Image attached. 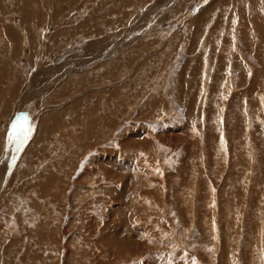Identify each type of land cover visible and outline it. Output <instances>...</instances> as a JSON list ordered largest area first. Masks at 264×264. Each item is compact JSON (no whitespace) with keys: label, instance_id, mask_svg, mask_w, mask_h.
<instances>
[{"label":"rangeland","instance_id":"obj_1","mask_svg":"<svg viewBox=\"0 0 264 264\" xmlns=\"http://www.w3.org/2000/svg\"><path fill=\"white\" fill-rule=\"evenodd\" d=\"M1 3L0 264H264V0Z\"/></svg>","mask_w":264,"mask_h":264},{"label":"snow or ice","instance_id":"obj_2","mask_svg":"<svg viewBox=\"0 0 264 264\" xmlns=\"http://www.w3.org/2000/svg\"><path fill=\"white\" fill-rule=\"evenodd\" d=\"M27 121V116L20 115L11 125V131L8 134V142L10 144H15L17 151L21 149L31 136L32 127Z\"/></svg>","mask_w":264,"mask_h":264},{"label":"bare ground","instance_id":"obj_3","mask_svg":"<svg viewBox=\"0 0 264 264\" xmlns=\"http://www.w3.org/2000/svg\"><path fill=\"white\" fill-rule=\"evenodd\" d=\"M1 1H2V0H1ZM3 1H4V0H3ZM4 3H5V2H4ZM4 6H6V5H4V4L1 3V5H0V10L5 11V10H4ZM2 8H3V9H2ZM26 9H27V8H26ZM28 9H29V8H28ZM24 12H25V11H24ZM3 14H4V13H3ZM24 14H25V13H24ZM27 17H28V16H27ZM3 28H4V27H3ZM0 31H1V30H0ZM15 31L18 33V37H19L20 33H19L17 30H15ZM5 32H6V30H5ZM2 33H3V32H2ZM6 34H7V32H6ZM10 35H11V34H9V36H10ZM0 36H1V35H0ZM9 36H8V37H9ZM5 37H6V36H5ZM8 37H7V38H8ZM9 38H11V37H9ZM4 39H5V38H4ZM16 39H17V36H16ZM8 40H9V39H8ZM11 41H13V40H10V42H11ZM130 43H131V42H130ZM3 45H5V43H3ZM15 45H16V47H17L19 44L17 45V44L15 43ZM14 49H15V46H14ZM15 50H16V49H15ZM121 50H122V48H121ZM119 51H120V48H118V50L114 49V51H113L114 55H115L117 52H119ZM109 54H110V53H109ZM126 55H127V54H125V56L123 55V57H122V56H119V57L115 60V62L113 61V62H114L113 64H112L111 62H109V64L111 63L110 65L105 64V65H104V68L107 69V73H108V70H109V69H113L114 67L121 66L120 63L123 62L122 59L124 60V58H129V57H127ZM105 56H106V55H105ZM107 56H110V55H107ZM109 59H110V58H109ZM100 60H101V59H100ZM125 60H126V59H125ZM106 61H107V60H106ZM124 63H125V61H124ZM122 65H123V63H122ZM97 66H98V65H97ZM93 68H94V67H93ZM102 69H103V68H102ZM1 70H2V69H1ZM1 70H0V71H1ZM12 71H13V69L11 70V72H12ZM99 71H100V70H99ZM109 71H110V70H109ZM47 72H49V71H47V70H46V71H42V72L39 71L38 73H39V75H40V74H45V73H47ZM97 72H98V71H97ZM91 75H92V74H91ZM0 76H1V75H0ZM36 76H37V74H36ZM0 78H1V77H0ZM81 78H82V77H81ZM2 80H3V79H2ZM66 86H67V84H66ZM64 88H66V87H64ZM42 94H43V93H42ZM40 95H41V92L37 93L35 97H39ZM35 97H34V98H35ZM34 98H33V99H34ZM30 99H31V98H30ZM21 100H22L23 105H24V103H25L26 101H28V99H27V95L24 94L23 97L21 98ZM32 101H33V100H32ZM20 110H21V109H20ZM18 111H19V110H18ZM18 111H17V112H18ZM29 146H30V145H29ZM27 151H28V149H27Z\"/></svg>","mask_w":264,"mask_h":264}]
</instances>
